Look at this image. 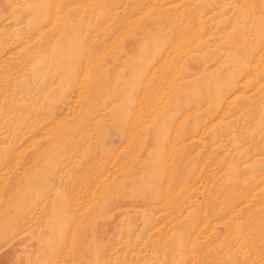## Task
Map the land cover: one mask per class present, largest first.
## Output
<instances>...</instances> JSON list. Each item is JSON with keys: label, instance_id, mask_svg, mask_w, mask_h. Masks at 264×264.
Listing matches in <instances>:
<instances>
[{"label": "rangeland", "instance_id": "374dc122", "mask_svg": "<svg viewBox=\"0 0 264 264\" xmlns=\"http://www.w3.org/2000/svg\"><path fill=\"white\" fill-rule=\"evenodd\" d=\"M256 2L0 0V264H264Z\"/></svg>", "mask_w": 264, "mask_h": 264}, {"label": "bare ground", "instance_id": "6f19581e", "mask_svg": "<svg viewBox=\"0 0 264 264\" xmlns=\"http://www.w3.org/2000/svg\"><path fill=\"white\" fill-rule=\"evenodd\" d=\"M227 1H228V0H227ZM255 1H257V2L255 3V8H254V9H256L258 12H261V13L264 14V0H259V1H258V0H244V3H245V4H249V3H251V2H255ZM242 3H243V2H242ZM236 5H237V4H236ZM218 14H219V13H218ZM216 15H217V14H216ZM249 16H250V15H249ZM260 17H261V16H260ZM248 19H250V18H248ZM255 56H256V55H255ZM252 58H253V57H252ZM254 59H256V58H254ZM256 61H257V60H256ZM256 61H255V62H256ZM259 62H260V61H259ZM250 63H251V62H250ZM260 63H261V62H260ZM240 64H241V63H240ZM243 64L246 65L247 63L244 62ZM243 64H242L241 66H243ZM262 64H263V63H262ZM246 66H247V65H246ZM249 66H250V65H249ZM253 66H254V64H253ZM256 66H257V65H256ZM251 67H252V66H251ZM254 68H255V67H254ZM240 69H241V68H240ZM245 69H246V68H245ZM245 69H244V70H245ZM244 70H243V71H244ZM236 71H237L236 74H237V78H238V77H239V76H238L239 73H238V70H236ZM246 71L249 72V70H247V69L245 70V72H246ZM256 71H257V70H256ZM239 72H240V71H239ZM253 72H254V71H253ZM245 74L247 75V72H246ZM250 74H252V73H250ZM242 75L244 76L243 73H242ZM242 75L240 74V76H242ZM248 76H249V75H248ZM248 76H247V77H248ZM252 76H253V74H252ZM247 77H246V78H247ZM235 78H236V76H235ZM243 78H244V77H243ZM246 78H245V79H246ZM240 79H242V78H240ZM253 80H255V79H253ZM237 81H239V79H238ZM240 82H241V81H240ZM233 83H234V82H233ZM236 83L239 84V82H236ZM241 83H242V82H241ZM241 83H240V84H241ZM243 83H244V82H243ZM243 83H242V84H243ZM234 84H235V83H234ZM235 85H236V84H235ZM243 85H244V84H243ZM255 85H256V84H255ZM237 87H238V85H237ZM238 88H239V87H238ZM235 89H236V88H235ZM236 90H237V89H236ZM261 90H262V88H261ZM245 91H246V90H245ZM229 92H230V91H229ZM199 105H201V104H199ZM225 109H226V108H225ZM196 128H197V126H196ZM184 130H185V128H184ZM188 130H189V129H188ZM188 130H186V131H188ZM190 133H192V132H190Z\"/></svg>", "mask_w": 264, "mask_h": 264}]
</instances>
